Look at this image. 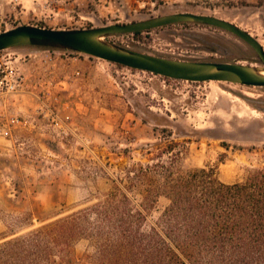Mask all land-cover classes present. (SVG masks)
Here are the masks:
<instances>
[{
    "label": "rangeland",
    "instance_id": "374dc122",
    "mask_svg": "<svg viewBox=\"0 0 264 264\" xmlns=\"http://www.w3.org/2000/svg\"><path fill=\"white\" fill-rule=\"evenodd\" d=\"M187 11L232 21L264 46V0H0V32L22 24L91 28ZM106 39L173 59L261 64L245 40L198 22ZM0 60L25 77L19 93L0 96V111L20 118L0 135V245L91 203L122 168L148 162V150L170 140L179 142L183 168H213L228 183L264 169V86L175 79L40 46L1 50ZM167 202L159 198L150 220ZM71 258L59 264H99L85 240Z\"/></svg>",
    "mask_w": 264,
    "mask_h": 264
},
{
    "label": "trees",
    "instance_id": "16d2710c",
    "mask_svg": "<svg viewBox=\"0 0 264 264\" xmlns=\"http://www.w3.org/2000/svg\"><path fill=\"white\" fill-rule=\"evenodd\" d=\"M178 145L148 150L102 196L5 241L0 264L70 263L82 240L99 264H264V169L228 183L213 168H183Z\"/></svg>",
    "mask_w": 264,
    "mask_h": 264
},
{
    "label": "water",
    "instance_id": "95a60500",
    "mask_svg": "<svg viewBox=\"0 0 264 264\" xmlns=\"http://www.w3.org/2000/svg\"><path fill=\"white\" fill-rule=\"evenodd\" d=\"M187 21L217 26L236 34L254 48L261 64L173 59L137 51L106 39L107 36L114 34L135 33ZM17 46L73 50L175 79L219 80L250 86H264L263 44L234 22L210 14L177 12L126 23L75 29H55L22 24L0 32V51Z\"/></svg>",
    "mask_w": 264,
    "mask_h": 264
},
{
    "label": "built area",
    "instance_id": "2783aa9c",
    "mask_svg": "<svg viewBox=\"0 0 264 264\" xmlns=\"http://www.w3.org/2000/svg\"><path fill=\"white\" fill-rule=\"evenodd\" d=\"M25 77L19 72L17 66L2 62L0 60V96L7 93L17 94L24 85ZM53 82L50 81V84ZM46 87H49V80H45ZM45 96V94H44ZM47 98H49L47 96ZM43 106L47 105L44 98L39 97ZM20 122L17 115H10L6 111H0V135H9L11 128Z\"/></svg>",
    "mask_w": 264,
    "mask_h": 264
}]
</instances>
